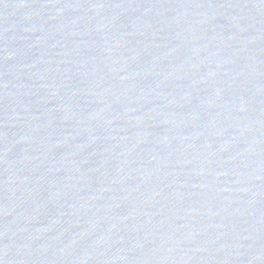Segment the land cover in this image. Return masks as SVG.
<instances>
[{"label": "water", "instance_id": "obj_1", "mask_svg": "<svg viewBox=\"0 0 264 264\" xmlns=\"http://www.w3.org/2000/svg\"><path fill=\"white\" fill-rule=\"evenodd\" d=\"M0 264H264V0H0Z\"/></svg>", "mask_w": 264, "mask_h": 264}]
</instances>
